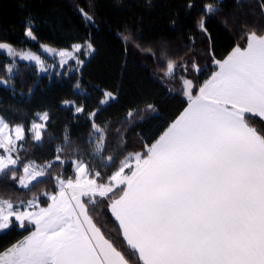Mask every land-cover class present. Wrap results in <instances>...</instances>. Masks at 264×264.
<instances>
[{
    "label": "snow or ice",
    "instance_id": "1",
    "mask_svg": "<svg viewBox=\"0 0 264 264\" xmlns=\"http://www.w3.org/2000/svg\"><path fill=\"white\" fill-rule=\"evenodd\" d=\"M204 7L199 28L207 33L206 16L215 9L211 3ZM260 7L264 10V3ZM78 10L86 24H95L93 14ZM33 24L28 18L25 36L36 40ZM246 35L245 47L237 44L220 59L211 54L214 70L203 83L180 77L187 106L143 152L128 154L106 178L84 158L73 157V176L54 177L57 191L44 193L46 206L38 197L19 201V206L0 200V232L14 223L27 232L0 250V264H130L94 219L104 201L136 264H264V130L250 123H264V32ZM121 38L130 39L124 34ZM70 47L43 46L59 57L61 67L70 59L82 65L75 55L81 48L94 51L90 39ZM0 49L13 60L35 61L42 71L48 70L31 50L18 51L4 41ZM191 67L197 74L207 71L195 61ZM178 68L188 71V65L168 60L165 76H173ZM6 71L13 73L12 64ZM0 84L11 86L3 78ZM104 96L101 105L115 99L111 92ZM63 104L74 113L85 112L75 101ZM148 109L155 111L152 105ZM36 115L40 122L33 120L28 131L41 141L49 114ZM96 115L88 113L92 156L109 166L115 158L104 155L106 128L95 122ZM126 115L131 120L134 112ZM24 140V125L10 124L0 115V174L29 188L48 175L53 164H22L24 145L19 142ZM55 160L66 162L60 155Z\"/></svg>",
    "mask_w": 264,
    "mask_h": 264
},
{
    "label": "trees",
    "instance_id": "2",
    "mask_svg": "<svg viewBox=\"0 0 264 264\" xmlns=\"http://www.w3.org/2000/svg\"><path fill=\"white\" fill-rule=\"evenodd\" d=\"M189 3L193 5L191 9L187 7ZM206 3L215 9L206 16L207 33L199 28ZM262 3L264 0H0V41L39 52L44 44L63 49L90 39L94 48L83 59L80 70L60 78H51L36 65L13 60L0 51V78L11 85L0 84V114L27 127L21 142L22 164H53L48 175L29 188L0 174V199L19 205V201L38 197L46 206L44 193L57 191L54 177L73 176L71 158L88 156L91 167L106 178L128 154L143 152L144 145L154 142L187 106L180 77L203 83L214 70L212 53L220 59L237 44L245 47L247 33L264 32ZM80 8L94 15L95 24L85 23ZM28 18L34 20L36 40L25 36ZM122 34L130 39L123 40ZM149 48L151 52L146 50ZM168 60L188 65V71L178 68L173 76H165ZM193 61L207 71L195 73ZM8 64L13 67L11 75L6 71ZM77 83L79 88L75 87ZM106 92L115 99L101 105ZM65 100L82 104L85 112L74 113L71 106L63 104ZM129 110L134 112L131 120L126 115ZM92 111L97 112L95 122L106 128L104 155L115 158L109 166H104L106 162L99 156H92L93 130L88 118ZM41 112H48L49 121L42 140L35 141L28 129ZM250 123L264 130V123L258 119ZM57 148L63 151L58 153ZM56 155L66 162L60 165ZM18 167L19 176L22 166ZM97 212L101 213L94 217L98 226L125 252L130 264H136L118 222L107 209V201L100 203ZM24 235L27 232L14 223L9 230L0 232V250Z\"/></svg>",
    "mask_w": 264,
    "mask_h": 264
},
{
    "label": "rangeland",
    "instance_id": "3",
    "mask_svg": "<svg viewBox=\"0 0 264 264\" xmlns=\"http://www.w3.org/2000/svg\"><path fill=\"white\" fill-rule=\"evenodd\" d=\"M83 43H84V42H83ZM83 43H81V44H83ZM44 45H47V44H44ZM44 45L41 46L39 52H34V51H32V52L35 53V54H37V55H40V56H41V59H43V60L45 61L46 65L48 66V70H47V71H42V70L40 69V67L36 64L35 61L22 60V59H20L19 57L15 58V59H20L21 61H26V62H28V63H32V64L36 65L37 68H38V70H39L41 73L49 74L51 78H53V77L60 78V77L63 76V75H64L65 77H67L69 74H72V73H74V72L80 70V68L82 67L83 64H82V65H79V64L76 62V60H72V59L68 60V62H67L66 64H64L63 67H61V66H60V63H59V57H58V56H53V55L47 53V52L44 50V48H43ZM72 45H73V44H72ZM47 46L52 47V48H55V47L50 46V45H47ZM16 49H17L18 51H19V50H25V49H18V48H16ZM55 49L62 50V49H60V48H55ZM63 49L71 50V47H69V48H63ZM0 51H2V52H6V50H2V49H0ZM92 52H93V51L89 52L86 48H81V50H80L79 52L75 53V55H76V57H78L79 60L83 61V59L89 57V56L92 54ZM6 53H7V52H6ZM83 62H84V61H83ZM42 113H43V112H41V114H42ZM0 115H1V114H0ZM5 119H6L10 124H13V125H14V124H17V123H14L13 121H10V120L7 119L6 117H5ZM33 120H35L36 122H40L39 119L37 118V115H36V118L33 119ZM33 120H32V121H33ZM31 123H32V122H31ZM20 124H23V123H20ZM23 125H24V124H23ZM24 127H25V136H26L27 127H26V125H24ZM30 127H31V124H30ZM30 127H29V128H30ZM21 142H22V141H21ZM21 142H19V143H21ZM0 152H2V150H0ZM78 158H84V159H85V162L89 163V166L91 167L88 156H85V155H84V156H78ZM39 179H40V178H39ZM34 182H35V181H34ZM34 182H33V183H34ZM29 186H30V185H29ZM0 200H5V199H0ZM39 202H40V200H39ZM40 205L42 206L41 203H40ZM14 206H19V205H15V204H14Z\"/></svg>",
    "mask_w": 264,
    "mask_h": 264
}]
</instances>
